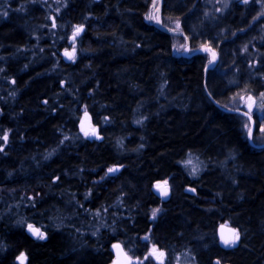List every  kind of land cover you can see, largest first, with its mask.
<instances>
[{"label": "trees", "instance_id": "obj_1", "mask_svg": "<svg viewBox=\"0 0 264 264\" xmlns=\"http://www.w3.org/2000/svg\"><path fill=\"white\" fill-rule=\"evenodd\" d=\"M258 1L212 21L201 0H161V24L189 41L184 56L148 21L153 0H0V264H109L114 243L138 259L153 246L197 264H264V142H248L232 102L264 100ZM71 40L74 64L61 57ZM203 47L217 53L211 68ZM85 112L102 141L78 133ZM260 116L255 130L264 104ZM225 223L240 234L234 249L218 245Z\"/></svg>", "mask_w": 264, "mask_h": 264}, {"label": "rangeland", "instance_id": "obj_2", "mask_svg": "<svg viewBox=\"0 0 264 264\" xmlns=\"http://www.w3.org/2000/svg\"><path fill=\"white\" fill-rule=\"evenodd\" d=\"M201 1H202V5H203L204 12L206 14V17H209L210 20H212V21L217 19V17H219V15L223 14L233 2L236 1L239 3H246L245 0H201ZM249 1L250 0H247V2H249ZM262 1H264V0H259L258 2L260 3L259 8L263 10V13H261V15H259L257 18H259V17L263 18L264 17V4H261ZM160 3H161V0H153L151 7L148 11V16H147L148 21L156 28L163 27L161 24V20H160V9H161ZM150 16L152 17L151 19L149 18ZM48 19L50 21V27H52V28L55 27L54 26L55 25V19H53L50 12L48 15ZM168 30L176 32V29H174V30L168 29ZM176 37H178V38L175 39L174 44H173L174 53L179 54V55L189 56V50L187 49V40L188 39H186L182 35L181 36L176 35ZM71 42H72V40H71ZM75 47H76V45L73 41L72 47L66 49V51H68L69 53L74 52V58L70 59V62H72V64H74L76 62V52H75L76 49H75ZM200 49H201V50H199L200 52H204L207 54L208 59H209V65L212 66L216 62V60L218 59L217 53L210 48L207 49L206 47H203ZM263 101L264 100L262 97H256L252 94L244 95L241 93L239 95L235 96L232 100L233 105L236 108H238V110L236 112L246 116V118L248 120V131H247L246 137H247V140L250 144H252V137L253 136H255L260 142H264V125L261 122V125L258 126V130H255V123H254V120L252 117V116H254V117L259 116L258 120L260 119V117H261L260 114L262 112V108H263V104H264ZM84 114L78 120L77 124L83 120ZM94 127H96V126H94ZM249 128L251 129V133L249 132ZM79 134H81L84 137L89 138L88 136H86L82 133H79ZM183 168L186 171H190L191 173H194V174L197 173V170L200 168V166H199V161L196 158V156L195 155H188L185 159L184 164H183ZM111 169H118V167H112ZM218 172L221 173L222 171L218 170ZM161 184H164L167 186L168 192H169V197H170V188L168 186L167 181L156 182L153 184L152 187L155 188ZM155 210H158V209H155ZM152 213H153V211H152ZM158 213H159V210L157 211L156 214H158ZM217 227L215 229L216 237H217ZM217 242H218V239H217ZM125 252L128 256H130L127 253V251H125ZM160 253H163L162 257L159 255ZM130 258L132 260V263H136V264H145L147 261H152L156 264H167L168 259H169V264H197L195 256L190 252L186 251V252L178 253L177 255L174 254L170 258H168L167 254L165 252L158 250L153 246L149 248L148 254L143 259H138V258H134L131 256H130ZM159 258H160V262L157 261Z\"/></svg>", "mask_w": 264, "mask_h": 264}, {"label": "water", "instance_id": "obj_3", "mask_svg": "<svg viewBox=\"0 0 264 264\" xmlns=\"http://www.w3.org/2000/svg\"><path fill=\"white\" fill-rule=\"evenodd\" d=\"M98 1V0H96ZM161 6V3H160ZM179 35V33H178ZM64 62L65 63H69L70 59L65 55L64 52ZM211 66H209L208 68H210ZM77 131L79 133H82L85 135V132H88L89 135H87L90 139H95L96 141H102L103 137L98 133V129L96 127H94L93 122H92V117L88 112H85L83 120L81 122H79L76 125ZM93 130L95 131V134H91L93 132ZM264 146V145H262ZM261 146V147H262ZM165 187L167 188L166 185L161 184L158 186L153 188V192L159 197L161 198L162 201H167L169 199V192H168V188H167V195L166 196H162L161 192L165 189ZM187 192L189 193H194L193 189L187 188L186 189ZM34 227V226H33ZM36 228V227H35ZM234 229L233 227L227 225V224H220L217 227V239H218V245L220 248L222 249H234L237 247L238 242L235 245L232 246H225L222 242H221V232L223 230V234L224 236L227 238L229 236H231V232L229 230ZM236 230V229H235ZM237 231V230H236ZM25 232L26 234L29 236V238H31L32 240H37L38 238H36L35 236L32 235V233L28 230V225L25 228ZM114 245H118L119 247H114ZM113 259H112V264H136V263H132V260L129 258V256L126 254L125 250L123 249L122 245L120 243H114L111 245L110 247ZM22 258L25 264V257L22 254L17 257L16 259V264H20V259ZM158 262H160V258L157 260ZM213 264H218V261L215 260L213 261ZM220 264V263H219Z\"/></svg>", "mask_w": 264, "mask_h": 264}, {"label": "snow or ice", "instance_id": "obj_4", "mask_svg": "<svg viewBox=\"0 0 264 264\" xmlns=\"http://www.w3.org/2000/svg\"><path fill=\"white\" fill-rule=\"evenodd\" d=\"M245 2H247V0H245ZM150 19L152 18L151 16L149 17ZM55 26V25H54ZM177 27H179V25H177ZM80 31H82V28L81 27H78L75 32H74V37L79 35ZM65 55L69 58V59H73L74 58V52L73 53H69V52H65ZM249 132L251 133V129L249 128ZM91 134H95V131L93 130V132ZM85 135H89L88 132H85ZM2 139L7 142V139H8V135L7 133L4 134V136L2 137ZM2 150V149H0ZM118 169H109V172H114V171H117ZM195 171V170H194ZM159 188V186H158ZM168 193H167V188L165 187V189L161 192V195L162 196H166ZM158 210H153V218H155L156 216V213H157ZM28 230L32 233L33 236H35L36 238L38 239H45L46 236H45V233L42 232L40 229L38 228H35L33 227L32 225H28ZM231 232V236L229 237H225L224 234H223V230L221 232V242L225 245V246H232V245H235L239 239H240V234L238 231H236L235 229H231L229 230ZM114 247H119L118 245H114ZM161 257L163 256V253H160L159 254ZM22 257H23V254H22ZM20 259V264H24V261L22 258H19ZM219 264V262H218Z\"/></svg>", "mask_w": 264, "mask_h": 264}, {"label": "bare ground", "instance_id": "obj_5", "mask_svg": "<svg viewBox=\"0 0 264 264\" xmlns=\"http://www.w3.org/2000/svg\"><path fill=\"white\" fill-rule=\"evenodd\" d=\"M162 26H163V25H162ZM157 29L160 30V31H162V32H164V33H167V34H170V35H175V36L178 35V33H179V36L182 35L183 37H185V38L187 39V37H186L182 32H179V31H176V32H174V31H169V30H168L169 28H166V27H164V26L161 27V28H157ZM206 48L209 49L208 47H206ZM187 49L189 50V41H188V40H187ZM199 50H201V49H199ZM199 50H197L195 53H204V52H200ZM64 52H66V49H64V50L61 52V56L63 57V58H62L63 61H64V58H65V57H64ZM67 52H68V51H67ZM216 62H217V60H216ZM216 62H215V63H216ZM215 63H214V64H215ZM214 64H213L212 66H214ZM209 66H211V65H208V67H209ZM212 66H211V67H212ZM208 67H207V68H208ZM211 67H210V68H211ZM78 133H79V132H78ZM94 140H95V139H94ZM25 228H26V227H25ZM25 233H26V232H25ZM37 240H38V239H37ZM123 249H124V248H123ZM228 249H231V248H228ZM215 260H217L220 264H229V263H221L217 258H215V259L212 260V264H213V261H215Z\"/></svg>", "mask_w": 264, "mask_h": 264}, {"label": "flooded vegetation", "instance_id": "obj_6", "mask_svg": "<svg viewBox=\"0 0 264 264\" xmlns=\"http://www.w3.org/2000/svg\"><path fill=\"white\" fill-rule=\"evenodd\" d=\"M155 194V193H154ZM125 250V249H124ZM129 258H130V256H129ZM131 259V258H130ZM109 264H112V260H111V262L109 263Z\"/></svg>", "mask_w": 264, "mask_h": 264}]
</instances>
